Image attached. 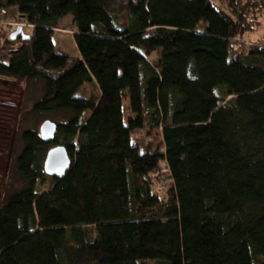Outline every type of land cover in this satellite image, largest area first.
<instances>
[{
    "label": "trees",
    "instance_id": "16d2710c",
    "mask_svg": "<svg viewBox=\"0 0 264 264\" xmlns=\"http://www.w3.org/2000/svg\"><path fill=\"white\" fill-rule=\"evenodd\" d=\"M226 1L0 0L33 26L6 37L0 76L42 82L33 113H66L50 141L19 135L0 264H264V44L237 42L264 0ZM66 16L76 58L52 41ZM57 145L60 178L43 169Z\"/></svg>",
    "mask_w": 264,
    "mask_h": 264
},
{
    "label": "rangeland",
    "instance_id": "374dc122",
    "mask_svg": "<svg viewBox=\"0 0 264 264\" xmlns=\"http://www.w3.org/2000/svg\"><path fill=\"white\" fill-rule=\"evenodd\" d=\"M121 1V0H116ZM220 9L227 10L226 0H212ZM13 8L0 14V52H7L11 47L17 48L19 43L10 46L5 43L9 34V22L15 18ZM123 19V17H122ZM203 23L200 24V27ZM75 28L70 16L64 17L59 28L52 34V41L56 49L65 52L71 58L79 56L73 32ZM24 35H30L31 30L22 27ZM237 42L244 46L264 44V13L256 12L253 28L237 37ZM95 91L93 84H85L83 92L90 96ZM43 94V85L40 80L25 82L23 80L0 76V204L7 195L22 186L15 174L14 158L19 152L22 143L20 133L27 128H38L42 121L49 119L53 122L66 118V113L35 114L31 111L32 105ZM135 142L141 141L155 148L160 143V136L155 132L151 134L146 130L132 133ZM155 188L164 191L170 185L169 172L164 160L159 162L158 168L151 173ZM161 191V192H162Z\"/></svg>",
    "mask_w": 264,
    "mask_h": 264
},
{
    "label": "water",
    "instance_id": "95a60500",
    "mask_svg": "<svg viewBox=\"0 0 264 264\" xmlns=\"http://www.w3.org/2000/svg\"><path fill=\"white\" fill-rule=\"evenodd\" d=\"M20 37L22 40L29 39V35H24L21 26H16L10 33V39ZM56 123L46 119L38 127L39 136L43 141H50L53 139L56 132ZM70 166V158L64 146L57 145L48 149L43 169L47 175L62 177Z\"/></svg>",
    "mask_w": 264,
    "mask_h": 264
},
{
    "label": "built area",
    "instance_id": "2783aa9c",
    "mask_svg": "<svg viewBox=\"0 0 264 264\" xmlns=\"http://www.w3.org/2000/svg\"><path fill=\"white\" fill-rule=\"evenodd\" d=\"M9 25H10V31L9 33L16 27V26H21V27H28L30 30L32 29V25L31 24H28L26 23L19 15L16 14L15 18H14V21L13 22H9Z\"/></svg>",
    "mask_w": 264,
    "mask_h": 264
}]
</instances>
